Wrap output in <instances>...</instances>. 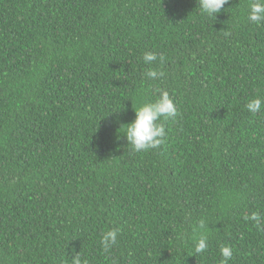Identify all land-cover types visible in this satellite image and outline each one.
<instances>
[{
    "label": "trees",
    "instance_id": "16d2710c",
    "mask_svg": "<svg viewBox=\"0 0 264 264\" xmlns=\"http://www.w3.org/2000/svg\"><path fill=\"white\" fill-rule=\"evenodd\" d=\"M247 3L213 20L197 0H0V264H220L221 244L229 264H264L243 219L264 213V110L245 108L264 99V24ZM156 89L178 114L134 153L123 124Z\"/></svg>",
    "mask_w": 264,
    "mask_h": 264
},
{
    "label": "clouds",
    "instance_id": "9594fccd",
    "mask_svg": "<svg viewBox=\"0 0 264 264\" xmlns=\"http://www.w3.org/2000/svg\"><path fill=\"white\" fill-rule=\"evenodd\" d=\"M229 0H197V5L201 16L215 20L221 11L225 10L224 5ZM246 21L253 25L264 24V0H248L246 6ZM231 33L225 32V35ZM143 63L147 65L144 72L146 80H156L164 73L153 65L159 60L162 65L165 61L164 55L155 51H146L142 55ZM157 95L154 99L145 100L134 109V119L123 124V136L126 138L127 146L134 153L147 152L158 148L166 138L164 122L177 116V108L174 105V98L165 89H156ZM245 108L253 115L264 110V99L260 97L250 98ZM245 221H250L259 231L264 232V213L253 211L245 213ZM119 230L110 228L103 231L100 244L104 252H109L118 243ZM194 252L199 254L207 250L208 247V226L205 219H200L193 236ZM220 264H229L233 256V250L229 245H220ZM69 264H89L86 258L80 253H75Z\"/></svg>",
    "mask_w": 264,
    "mask_h": 264
}]
</instances>
